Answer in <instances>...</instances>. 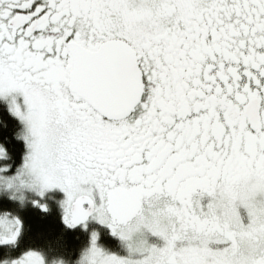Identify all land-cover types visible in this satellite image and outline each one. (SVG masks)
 Returning <instances> with one entry per match:
<instances>
[{"label":"snow or ice","instance_id":"1","mask_svg":"<svg viewBox=\"0 0 264 264\" xmlns=\"http://www.w3.org/2000/svg\"><path fill=\"white\" fill-rule=\"evenodd\" d=\"M0 264H264V0H0Z\"/></svg>","mask_w":264,"mask_h":264}]
</instances>
